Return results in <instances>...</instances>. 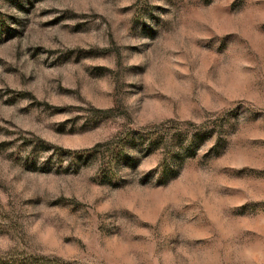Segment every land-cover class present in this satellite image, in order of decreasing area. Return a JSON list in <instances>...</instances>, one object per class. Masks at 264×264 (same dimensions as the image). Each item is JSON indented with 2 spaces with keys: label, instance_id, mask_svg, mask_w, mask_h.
Returning a JSON list of instances; mask_svg holds the SVG:
<instances>
[{
  "label": "rangeland",
  "instance_id": "1",
  "mask_svg": "<svg viewBox=\"0 0 264 264\" xmlns=\"http://www.w3.org/2000/svg\"><path fill=\"white\" fill-rule=\"evenodd\" d=\"M0 264H264V0H0Z\"/></svg>",
  "mask_w": 264,
  "mask_h": 264
},
{
  "label": "trees",
  "instance_id": "2",
  "mask_svg": "<svg viewBox=\"0 0 264 264\" xmlns=\"http://www.w3.org/2000/svg\"><path fill=\"white\" fill-rule=\"evenodd\" d=\"M59 156H60V154H59Z\"/></svg>",
  "mask_w": 264,
  "mask_h": 264
}]
</instances>
